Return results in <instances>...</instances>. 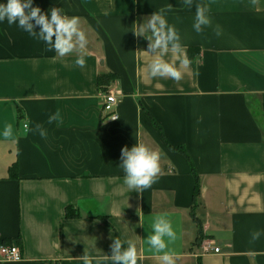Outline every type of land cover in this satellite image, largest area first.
<instances>
[{"label": "crops", "instance_id": "1", "mask_svg": "<svg viewBox=\"0 0 264 264\" xmlns=\"http://www.w3.org/2000/svg\"><path fill=\"white\" fill-rule=\"evenodd\" d=\"M197 4L212 20L201 33L193 29ZM34 6L79 17L86 64L74 63L79 52L60 57L0 23V130L13 128L12 138L0 136V245L22 254L14 262L0 253V264L106 259L114 238L133 243L141 264H160L147 235L162 214L176 232L168 244L175 264H264V235L251 239L264 230V0ZM162 8H171L178 55L190 61L180 81L147 76L153 55L133 30ZM112 91L115 121L102 106ZM136 142L160 154L158 180L140 192L128 189L120 167L122 149ZM67 207L79 215L67 218ZM206 244L220 252L204 253Z\"/></svg>", "mask_w": 264, "mask_h": 264}, {"label": "clouds", "instance_id": "2", "mask_svg": "<svg viewBox=\"0 0 264 264\" xmlns=\"http://www.w3.org/2000/svg\"><path fill=\"white\" fill-rule=\"evenodd\" d=\"M194 0H183V4L191 8ZM171 8L155 11L146 18L134 32L148 40V50L153 58L147 64L146 73L149 78H171L180 81L184 72L189 67L190 61L186 56L181 57L182 45L180 35L176 28L169 24L166 13ZM7 22L9 26L16 25L29 37L43 42L47 51H54L60 57L79 52L74 63L83 68L86 64L85 53L88 38L81 27L78 16H69L63 9L51 8L48 12L42 11L39 6H34V0H0V23ZM212 25L208 9L196 5L193 29L201 33ZM37 28L39 29L37 31ZM221 30L216 27V35ZM169 52L173 59H165ZM117 117H113L115 119ZM57 120L55 114L50 115L48 123ZM35 130L42 137H47V130L40 124L35 125ZM0 136L13 137V128L6 125L0 130ZM160 154L143 143L136 142L132 147H124L121 151L120 167L124 172V183L130 191L140 192L150 188L157 180L160 172ZM148 231L147 243L150 250L159 255L160 264H175V258L168 250V244L176 240V232L171 220L166 215L154 217ZM264 230L252 233V241L260 239ZM111 254L106 259L83 256L82 264H141L135 245L129 241L114 238L110 245Z\"/></svg>", "mask_w": 264, "mask_h": 264}, {"label": "built area", "instance_id": "3", "mask_svg": "<svg viewBox=\"0 0 264 264\" xmlns=\"http://www.w3.org/2000/svg\"><path fill=\"white\" fill-rule=\"evenodd\" d=\"M118 97L114 91L111 93H108L103 101V111L107 114L108 118L112 121H115L118 119V113H117V106H118ZM113 117H117L115 119H112ZM214 251L215 253L220 252V248L218 247H211V245L206 244L203 246V252L208 253ZM0 253L5 261H21L22 260V254L21 250L16 245H6L1 244L0 245Z\"/></svg>", "mask_w": 264, "mask_h": 264}, {"label": "trees", "instance_id": "4", "mask_svg": "<svg viewBox=\"0 0 264 264\" xmlns=\"http://www.w3.org/2000/svg\"><path fill=\"white\" fill-rule=\"evenodd\" d=\"M195 177L197 178V174L194 172ZM196 191H195V198L197 197V195L199 194V181H196ZM79 215V213L77 212V210L74 207H67L66 209V217L67 218H73V217H77ZM199 235L201 236L202 233V228L199 229Z\"/></svg>", "mask_w": 264, "mask_h": 264}]
</instances>
